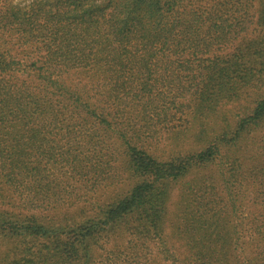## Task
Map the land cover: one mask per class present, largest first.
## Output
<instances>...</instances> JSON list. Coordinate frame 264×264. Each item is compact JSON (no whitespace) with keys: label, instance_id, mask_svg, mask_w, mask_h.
<instances>
[{"label":"trees","instance_id":"16d2710c","mask_svg":"<svg viewBox=\"0 0 264 264\" xmlns=\"http://www.w3.org/2000/svg\"><path fill=\"white\" fill-rule=\"evenodd\" d=\"M0 264H264V0H0Z\"/></svg>","mask_w":264,"mask_h":264},{"label":"rangeland","instance_id":"374dc122","mask_svg":"<svg viewBox=\"0 0 264 264\" xmlns=\"http://www.w3.org/2000/svg\"><path fill=\"white\" fill-rule=\"evenodd\" d=\"M31 0H13V2H17L21 5H25V4H28ZM175 202H176V194L175 193H172V195L170 196V200H169V203H168V210H169V214L171 213V211L174 210V205H175ZM169 215L167 216V218L169 219Z\"/></svg>","mask_w":264,"mask_h":264}]
</instances>
